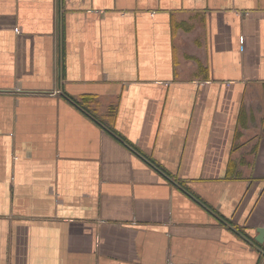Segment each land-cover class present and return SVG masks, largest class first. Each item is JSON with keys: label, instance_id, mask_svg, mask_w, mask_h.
Masks as SVG:
<instances>
[{"label": "crops", "instance_id": "obj_1", "mask_svg": "<svg viewBox=\"0 0 264 264\" xmlns=\"http://www.w3.org/2000/svg\"><path fill=\"white\" fill-rule=\"evenodd\" d=\"M260 231L264 0H0V264H263Z\"/></svg>", "mask_w": 264, "mask_h": 264}, {"label": "trees", "instance_id": "obj_2", "mask_svg": "<svg viewBox=\"0 0 264 264\" xmlns=\"http://www.w3.org/2000/svg\"><path fill=\"white\" fill-rule=\"evenodd\" d=\"M84 108L92 115L94 116L95 118H99L95 113H96V110H91L90 108L87 109V106H84ZM103 120H101L102 122Z\"/></svg>", "mask_w": 264, "mask_h": 264}, {"label": "water", "instance_id": "obj_3", "mask_svg": "<svg viewBox=\"0 0 264 264\" xmlns=\"http://www.w3.org/2000/svg\"><path fill=\"white\" fill-rule=\"evenodd\" d=\"M260 232L264 234V231H260ZM259 241H260L261 243H263V242H264V241H263V240H261V239H259Z\"/></svg>", "mask_w": 264, "mask_h": 264}, {"label": "built area", "instance_id": "obj_4", "mask_svg": "<svg viewBox=\"0 0 264 264\" xmlns=\"http://www.w3.org/2000/svg\"><path fill=\"white\" fill-rule=\"evenodd\" d=\"M263 264H264V260H263Z\"/></svg>", "mask_w": 264, "mask_h": 264}]
</instances>
